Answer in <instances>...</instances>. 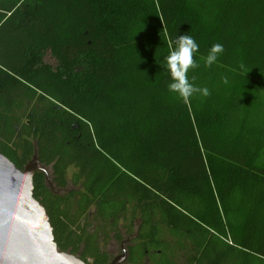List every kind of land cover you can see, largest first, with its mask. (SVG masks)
<instances>
[{
	"label": "trees",
	"instance_id": "trees-1",
	"mask_svg": "<svg viewBox=\"0 0 264 264\" xmlns=\"http://www.w3.org/2000/svg\"><path fill=\"white\" fill-rule=\"evenodd\" d=\"M185 34L207 97L168 91ZM0 154L86 264H264V0H0Z\"/></svg>",
	"mask_w": 264,
	"mask_h": 264
},
{
	"label": "water",
	"instance_id": "water-1",
	"mask_svg": "<svg viewBox=\"0 0 264 264\" xmlns=\"http://www.w3.org/2000/svg\"><path fill=\"white\" fill-rule=\"evenodd\" d=\"M36 157L23 170L0 154V264H86L58 250L48 216L33 198V176L42 171ZM123 250L108 264H123Z\"/></svg>",
	"mask_w": 264,
	"mask_h": 264
},
{
	"label": "clouds",
	"instance_id": "clouds-1",
	"mask_svg": "<svg viewBox=\"0 0 264 264\" xmlns=\"http://www.w3.org/2000/svg\"><path fill=\"white\" fill-rule=\"evenodd\" d=\"M199 45L190 35L175 36L171 41L168 54L164 57L162 67L166 68L170 77L167 85L168 91L176 93L180 98L187 100L194 93L207 97L209 89L207 87L198 88L188 77L189 69H195L198 64L193 59V54L198 51ZM224 51L222 44H213L204 59L206 67L211 66L217 60L219 54ZM243 68V65H241ZM222 82L227 84V78H222Z\"/></svg>",
	"mask_w": 264,
	"mask_h": 264
},
{
	"label": "rangeland",
	"instance_id": "rangeland-1",
	"mask_svg": "<svg viewBox=\"0 0 264 264\" xmlns=\"http://www.w3.org/2000/svg\"><path fill=\"white\" fill-rule=\"evenodd\" d=\"M43 60L53 69L57 67V63L48 53H45ZM105 250L107 251L108 254L112 256V258H114L115 256L120 255L122 251L125 249L121 247L119 244L110 241L109 244H107V246L105 247Z\"/></svg>",
	"mask_w": 264,
	"mask_h": 264
}]
</instances>
